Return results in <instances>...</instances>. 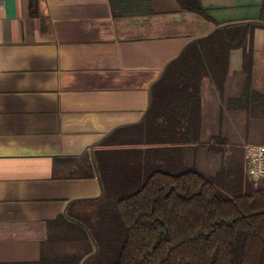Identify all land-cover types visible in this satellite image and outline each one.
<instances>
[{
    "label": "crops",
    "instance_id": "0c3cea01",
    "mask_svg": "<svg viewBox=\"0 0 264 264\" xmlns=\"http://www.w3.org/2000/svg\"><path fill=\"white\" fill-rule=\"evenodd\" d=\"M199 3L201 14L179 0H0V264L88 250L71 216L102 195L97 145L142 121L153 85L188 45L255 23L219 85L203 77L190 165L184 150L204 174H248L246 147L264 146V0Z\"/></svg>",
    "mask_w": 264,
    "mask_h": 264
},
{
    "label": "trees",
    "instance_id": "16d2710c",
    "mask_svg": "<svg viewBox=\"0 0 264 264\" xmlns=\"http://www.w3.org/2000/svg\"><path fill=\"white\" fill-rule=\"evenodd\" d=\"M179 1L204 12L199 0ZM256 26H221L192 42L153 85L142 121L97 145L102 195L71 216L88 250L54 264H264V186L241 165L207 175L184 163L199 141L203 77L219 85L229 52Z\"/></svg>",
    "mask_w": 264,
    "mask_h": 264
},
{
    "label": "built area",
    "instance_id": "2783aa9c",
    "mask_svg": "<svg viewBox=\"0 0 264 264\" xmlns=\"http://www.w3.org/2000/svg\"><path fill=\"white\" fill-rule=\"evenodd\" d=\"M246 168L254 186H264V146L249 145L246 147Z\"/></svg>",
    "mask_w": 264,
    "mask_h": 264
},
{
    "label": "rangeland",
    "instance_id": "374dc122",
    "mask_svg": "<svg viewBox=\"0 0 264 264\" xmlns=\"http://www.w3.org/2000/svg\"><path fill=\"white\" fill-rule=\"evenodd\" d=\"M187 148H189V149H184L185 150V157H186V162L190 165L191 164V159H190V148H191V146L190 147H187Z\"/></svg>",
    "mask_w": 264,
    "mask_h": 264
}]
</instances>
